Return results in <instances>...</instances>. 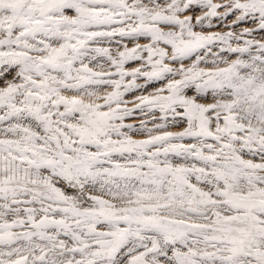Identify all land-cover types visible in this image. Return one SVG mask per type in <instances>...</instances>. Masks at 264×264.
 <instances>
[{
  "label": "snow or ice",
  "instance_id": "6c2138e0",
  "mask_svg": "<svg viewBox=\"0 0 264 264\" xmlns=\"http://www.w3.org/2000/svg\"><path fill=\"white\" fill-rule=\"evenodd\" d=\"M0 264H264V0H0Z\"/></svg>",
  "mask_w": 264,
  "mask_h": 264
}]
</instances>
